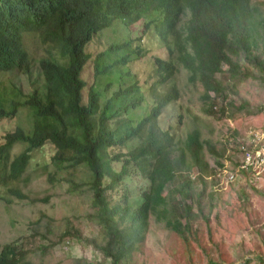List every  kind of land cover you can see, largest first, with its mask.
Returning <instances> with one entry per match:
<instances>
[{"label":"trees","instance_id":"16d2710c","mask_svg":"<svg viewBox=\"0 0 264 264\" xmlns=\"http://www.w3.org/2000/svg\"><path fill=\"white\" fill-rule=\"evenodd\" d=\"M139 20L146 22L145 28L152 25L167 58L153 59V78L147 86L152 103L135 120L130 110L140 102L135 96L139 85L133 81L122 86L121 79L128 72L119 68L128 64L131 54H140L136 49L125 55L129 41L112 45L91 60L93 79L116 69L120 85L110 96L101 101L103 93L94 81L84 93L85 82L80 74L90 58L87 47L101 30L114 21L129 27ZM25 32H35L47 48L46 56L38 61L41 83L28 94L9 89L10 108L0 105V118L12 117L20 106H25L32 116L30 129L15 125L2 136L0 185L6 195L26 197L11 185L25 171L34 153L50 146L49 164L55 171L77 167L86 171L83 183L93 209L88 217L99 224L104 241L97 244L76 236L100 250L109 264H121L143 240L149 216L182 235L189 219L195 216L191 213L193 194L200 195L195 192L189 171L197 168V179L205 192V176L213 169L203 159V144L207 141L201 138L199 128L179 139L172 126L159 124L158 118L166 105L179 100L173 78L181 70L187 72L190 83L203 86L204 97L209 99L204 112L219 118L234 112L229 105L232 99L217 100L227 96L216 74L226 73L228 80L237 81L253 76L264 84V15L259 5L252 0H0V71L15 69L31 75L32 62L23 42ZM119 52L124 54L120 59L101 63L103 57ZM241 57L251 60L257 71L251 74L242 67ZM244 106L241 103L237 108ZM261 109L264 105L247 109V113ZM180 114L176 122L182 118ZM131 140L135 145L129 147ZM15 144L23 145V150L9 160ZM130 171L140 172L147 185L136 198H131L124 186L114 202L118 187ZM53 174L49 173L51 180ZM175 178L178 186L164 192ZM174 192L179 199L173 198ZM0 198L9 200L4 195ZM197 206L201 210L199 201ZM64 236H71L70 231L66 230ZM0 264L28 261L19 248L5 245L0 246Z\"/></svg>","mask_w":264,"mask_h":264},{"label":"rangeland","instance_id":"374dc122","mask_svg":"<svg viewBox=\"0 0 264 264\" xmlns=\"http://www.w3.org/2000/svg\"><path fill=\"white\" fill-rule=\"evenodd\" d=\"M252 2L259 5L264 15V0ZM145 23L139 20L127 27L114 21L111 26L101 30L87 47L86 53L90 58L80 74L85 82L84 93L94 81L95 87L103 93L101 101L110 96L119 84L116 69L113 68L111 74L93 79L91 60L108 47L129 41L130 48L125 55L136 49L140 54H131L128 64L119 68L128 72L121 79L122 86L130 85L133 81L139 85L135 96L140 98V102L130 110L135 120L152 103L147 86L153 78V59L167 58V52L162 48L152 25L145 28ZM23 42L31 58L32 73L28 76L15 69L0 71V105L4 108H10L9 97H12V93L9 89H20L22 94H28L43 80L38 72V61L46 56V45L40 42L35 32H25ZM123 55L119 52L105 56L101 63H111ZM241 58L242 67H246L251 74L253 70L257 71L251 60ZM222 68L226 69V66ZM216 76L226 87L227 96L223 101L221 98L217 100H233L229 104L234 112L232 116L226 114L219 118L205 113L203 107L209 99L204 97L203 86L198 82L190 83L187 72L181 70L173 78L179 88V100L166 105L158 118L159 124L172 126L176 138L181 139L197 127L201 138L207 141L203 144L202 156L213 171L205 176V192L203 183L197 179V168H191L188 175L195 192L200 193L192 197L191 213L195 216L189 219L188 228L182 235L165 228L162 222L149 216L143 240L135 245L121 264H241L245 260H249L248 264H264V165L254 163L253 170L240 169L244 156L242 146H252L249 143L251 135L253 150H257L253 151L255 158L258 152L264 151V109L247 113V109L254 110L258 105H264V84L258 83L253 76L240 81L228 80L226 73ZM109 82L111 84L107 87ZM210 95L213 96V93L210 92ZM241 103L245 106L237 108ZM177 113L182 115L179 122H176ZM31 124L32 116L25 106L16 109L12 117L0 118V143L6 130L15 125L28 130ZM134 145L132 140L128 143L129 147ZM49 147L35 152L25 171L11 185L25 198L6 195L4 186H1L3 184L0 185V195L9 198H0V246L19 248L28 264H109V259L104 260L100 250L79 241L76 236L92 239L97 244L104 241L99 224L88 217L93 209L87 185L83 183L87 177L86 171L81 167L55 171V167L49 164ZM22 150L23 145H13L9 160ZM214 152L221 155L216 156ZM49 173H54V180H51ZM1 174L3 172L0 171ZM231 175L234 176L233 180H230ZM177 179L170 182L164 192L174 190L178 186ZM146 185L140 172L130 171L118 187L114 202L122 195L124 186L128 195L136 198ZM173 194V198L179 199L177 192ZM66 230L70 231L71 236H64Z\"/></svg>","mask_w":264,"mask_h":264},{"label":"built area","instance_id":"2783aa9c","mask_svg":"<svg viewBox=\"0 0 264 264\" xmlns=\"http://www.w3.org/2000/svg\"><path fill=\"white\" fill-rule=\"evenodd\" d=\"M250 147H248L247 145L242 146L243 149V160L242 163L240 165V169L242 170H248V169H252L253 170V164L257 163L258 165H264V151L257 154V157L255 158V156L253 155V151H257V150H253V135L250 136ZM234 176L231 175L230 176V180H233Z\"/></svg>","mask_w":264,"mask_h":264}]
</instances>
